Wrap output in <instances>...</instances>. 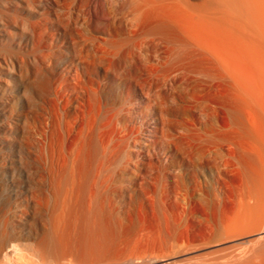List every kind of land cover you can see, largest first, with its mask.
Segmentation results:
<instances>
[{"label": "rangeland", "instance_id": "374dc122", "mask_svg": "<svg viewBox=\"0 0 264 264\" xmlns=\"http://www.w3.org/2000/svg\"><path fill=\"white\" fill-rule=\"evenodd\" d=\"M29 1L0 0V214L14 257L28 261L20 243L52 224L64 264H264L257 9L206 19L202 0ZM82 32L94 38L83 59ZM26 166L53 186L37 212Z\"/></svg>", "mask_w": 264, "mask_h": 264}, {"label": "bare ground", "instance_id": "6f19581e", "mask_svg": "<svg viewBox=\"0 0 264 264\" xmlns=\"http://www.w3.org/2000/svg\"><path fill=\"white\" fill-rule=\"evenodd\" d=\"M246 2L249 3L247 5H251L249 7H252V9L256 8L258 13H259V20H258V22L256 24V28H255L257 33L258 34L264 33V0H257V4H256L257 6H254V4L251 0H202V4L198 5L196 7L194 6L193 9L199 14L200 17L202 16V17H205L206 19H212L213 15L215 13H217L218 11H224V12H227L229 14L237 13L239 8H240L239 4L243 5ZM27 3H28L27 6H29V8H30V6L31 7L33 6L32 1L30 3V1L28 2V0H27ZM30 4H32V5H30ZM96 12L98 14V11H96ZM83 14H81V15H83ZM90 22L91 21L89 20V23ZM101 22L103 23V21H101ZM102 23H100V24H102ZM35 24L37 25V22H35ZM100 24H97V25H100ZM38 26H39V24H38ZM34 28H35V26H34ZM31 29H32V27H31ZM89 30H88V32H89ZM32 32H33V29H32ZM88 32L87 33L82 32L79 36L80 40L75 42L76 55L81 59H83V57L81 56V54H83L82 48L85 46V44L87 43L88 40L94 39L93 35H89ZM34 33H36V31ZM24 170L26 172V175L30 179V183H31V184L28 183V185H27L26 191L29 192V196H27V194H26L25 199L28 203V207H30L31 209L35 210V212H37L38 208L40 206H42V203H44L46 207L48 206L49 195L46 193L51 194V192H52L51 188L53 186L51 183H48L47 187H46V184L39 183V181L34 176V174H35L39 177L40 176L42 177V175H40V173L38 171H36V170L34 172L30 171L28 166H26ZM68 175H71L72 179L74 178V172L73 171L72 172L70 171L68 173ZM67 178H68V176L65 179H67ZM2 210H3V208H2ZM5 215H6V213L0 214V264H64L63 263L64 260L58 259L53 254V253H55V250L52 246L53 245L52 239H54V237H55V231L56 230L52 224H50V228L48 230H46L40 234L38 233V235H36L32 239H30V240L27 239L23 243H20L22 245V248L25 250L27 256L29 257V259H31L30 261H29V259H28V261H26V260H24V258L14 257V255L12 254L13 252L11 251L12 249L10 250L9 245H17L16 241L18 239L13 234L12 230L8 227L7 221L4 218ZM231 232L232 231H229L227 233L231 234ZM261 232H259V233H261ZM259 233H257V236L260 235ZM229 236L230 235H228L227 237L225 236L226 240H227V238H229ZM230 237L234 238V237H232V234ZM260 237H263V236L260 235ZM50 245H51V247H50ZM229 256H231V255H229ZM217 262H219V261H217Z\"/></svg>", "mask_w": 264, "mask_h": 264}]
</instances>
